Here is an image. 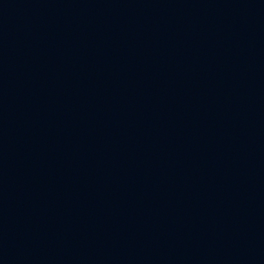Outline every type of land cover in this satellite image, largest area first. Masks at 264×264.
Segmentation results:
<instances>
[{
	"label": "water",
	"instance_id": "95a60500",
	"mask_svg": "<svg viewBox=\"0 0 264 264\" xmlns=\"http://www.w3.org/2000/svg\"><path fill=\"white\" fill-rule=\"evenodd\" d=\"M0 264H264V0H0Z\"/></svg>",
	"mask_w": 264,
	"mask_h": 264
}]
</instances>
